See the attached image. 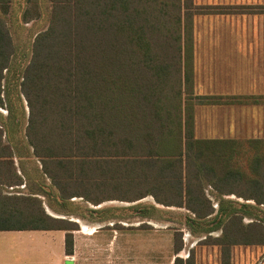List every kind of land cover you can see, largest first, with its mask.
<instances>
[{
    "label": "trees",
    "instance_id": "obj_1",
    "mask_svg": "<svg viewBox=\"0 0 264 264\" xmlns=\"http://www.w3.org/2000/svg\"><path fill=\"white\" fill-rule=\"evenodd\" d=\"M13 1L22 22L33 19L29 4L40 2L0 0V94L14 55L7 22ZM49 2L48 26L34 37L19 87L28 107L26 142L58 200L97 205L151 196L191 212V230L215 211L203 230L219 227L221 235H207L203 243L220 247L222 264H230L231 246L264 244V222H242L252 209L264 211L262 141H248L246 173L232 163L234 151L240 152L236 141L194 137L193 109L182 97L183 84L191 83L192 16L253 8L197 6L192 0ZM11 142L0 125V185L18 186L23 175L14 167ZM205 185L246 202L234 208L221 199L215 208ZM40 187L30 194L0 188V231L63 230L65 253L71 254L77 224L48 214L40 195L49 190ZM173 246L176 254L182 248L176 233ZM173 264L194 262L175 256Z\"/></svg>",
    "mask_w": 264,
    "mask_h": 264
},
{
    "label": "rangeland",
    "instance_id": "obj_2",
    "mask_svg": "<svg viewBox=\"0 0 264 264\" xmlns=\"http://www.w3.org/2000/svg\"><path fill=\"white\" fill-rule=\"evenodd\" d=\"M192 4L199 6V0H192ZM50 8L51 4L49 0L33 2L29 4V13L33 16V19L29 22H22L20 13L16 12L19 11L17 4L13 1L12 5H10V13L7 15V22L14 45V55L10 70L6 72V77L2 81L3 91L0 96L3 100V106L0 107V125L10 131L11 144L13 145L11 147L14 153V167L18 173L23 175V181L18 186L0 185L2 191L6 194L40 193L42 192V187L40 186H45L46 190H49V195L46 197L40 195L45 210L47 207L52 208L53 212L59 213L57 215L62 216L60 218L68 220L74 219L75 221L77 219L71 217V213L76 211L80 212L88 220L98 218L112 219L113 217L123 216L127 227L120 230L125 231L127 238L126 264H173L175 256H179L183 260L192 257L194 264H222L220 247L203 243V239L207 235L211 237L221 235L219 227L209 232L203 230L208 226V221L215 215V211L210 215L209 219H200L199 223L195 224L193 230L186 224V217L193 215L191 212L183 207L158 204L151 196H146L140 199L139 202L108 200L105 202L114 203L115 201H120L123 204L126 203V205L124 208H120V211L113 210L109 212V210H103V212L95 214L89 211L90 206L88 207V204L81 198H71L69 201L58 200L54 189L49 184V180L41 176L39 172L40 164L32 156V148L27 144L25 138L24 131L27 124L28 107L24 95L20 91L19 81L21 71L26 67L30 59L34 37L48 26ZM206 19L203 17L202 19L199 18V15H194L191 18L192 44L191 60L189 62L191 83H187L186 86L183 84L182 97L188 99L187 101L190 102L193 109L194 137L199 139L214 138L236 141L235 149L240 146L238 147L240 152L236 154V151H234L232 163L233 165H241L242 170L249 173L247 165L252 155V150H250L248 141L255 138L260 139L263 143L262 149L264 150V89L251 80L248 81L249 79H245L246 82L239 85L236 89L231 87V69L228 66L221 67L216 65L214 62L216 53L202 51L201 49L205 47L197 43V39H205L210 30V26L205 25L204 21ZM208 19L212 21L213 17H209ZM183 70L184 68H182ZM240 89L252 90L255 95L239 92L238 96H236L237 98L232 101H229L224 96L229 95L230 91L234 94ZM229 102H232V112L228 108L223 112L219 105L224 106L225 104V107H229L227 105ZM6 107L10 108L12 113L8 112ZM234 107H236L235 112L233 110ZM229 114L232 115L230 116L231 119H229ZM15 115L19 117L17 123L12 120L15 118ZM235 116L236 123H234ZM205 186V192L211 198L215 208L218 207L217 202L221 199L225 200V204L233 205L234 208L238 207L239 202H246L234 194L221 196L211 190L208 185ZM251 211H253L252 215L249 213L245 214L246 216L243 215V212H239L242 213V216H245L242 219L244 225L257 219H261L264 222L263 210L252 209ZM83 221L80 220V223H78L81 224L82 232L86 234L93 233L92 228L84 225L85 222ZM102 230L107 235L111 231L107 227ZM54 233L56 232L0 231V236H31L39 239L41 237L57 235ZM175 233L180 237L182 246L177 254L174 252L173 246ZM138 237L141 240H138ZM135 238H137V242ZM131 239H133V242ZM43 240L45 243L48 242L46 239ZM43 240L41 241L43 242ZM46 246L53 255L58 252L56 251L59 247L57 242L47 243ZM84 248H87L86 252L89 249V258L90 256L98 258L96 255H100V253H103L102 251H107V249L110 251L108 253L109 258L111 256L114 258L118 254L116 246L107 245L106 247H102L100 243L94 241L84 244ZM133 248L135 249L132 250ZM48 258L49 254L47 253L46 264H49ZM33 261L34 258L32 256L30 258L27 256L24 263L30 262V264H34ZM109 263L116 264V261L110 260ZM230 264H264V244L231 246Z\"/></svg>",
    "mask_w": 264,
    "mask_h": 264
},
{
    "label": "crops",
    "instance_id": "obj_3",
    "mask_svg": "<svg viewBox=\"0 0 264 264\" xmlns=\"http://www.w3.org/2000/svg\"><path fill=\"white\" fill-rule=\"evenodd\" d=\"M199 6H213L225 9L234 8L233 10L245 7L253 8V11L249 12L235 10L224 13L200 14L199 18H207L204 22L205 25L210 26V30L206 35L207 37L205 39H197V43L205 47L201 49L202 51L216 53L214 61L216 65L221 67L228 66L231 69L230 82L233 89L245 83V79H249L248 81L251 80L260 88L262 86L264 89V0H199ZM209 17H213L212 21L208 19ZM239 92L255 95L252 90L240 89L234 94L230 91L229 95L227 94L224 96L229 101H232L237 98L236 96H238ZM227 105L229 107H225V104L224 106L219 105V107L223 112H225L226 108L232 112V102H229ZM233 110L235 112L236 107H234ZM230 116L232 115L229 114V119H231ZM234 123H236V116L234 118ZM136 202H139V200ZM87 204L88 207L90 206L89 211L95 214L103 212V210H109V212L113 210L120 211V208H124L126 205V203L123 204L120 201H115L114 203H106L104 201L97 205L91 203ZM50 209L52 210V208ZM50 209L47 208V212ZM71 217L77 218L75 221L74 219L70 220L77 224V229L71 232L73 242L71 254L65 253V231L63 230H22L55 231L56 233L54 234L57 235L41 237L39 239L31 236H0V264H30V262L24 263L27 256H29V258L31 256L34 258V264H46L47 253L49 254V264H110V260L116 261V264H126L127 238L125 236V231L120 230L127 227V223H125V218L123 216L113 217L112 219L98 218L88 220L80 212L76 211L71 213ZM79 219L82 221L85 220L83 221L85 222L84 225L88 228H92L93 233H83L81 224H78L80 221H77ZM106 227L112 231H110L109 235L102 230ZM131 227L133 226L131 225ZM43 239H46L48 242L45 243ZM139 239L141 240V238L138 237V240ZM41 240H43V242ZM135 240L136 242L138 241L137 238H135ZM92 241L100 243L102 247H106L107 245L116 246L117 256L114 258L111 256L112 258H109L108 253L110 251L107 249V251H102L103 253H100V255H96L98 258H93L94 256H90L89 258V249L88 252H86L87 248H84V244H89ZM131 241L133 242V239H131ZM55 242L58 243L59 247L58 250H56L58 252L53 255L49 252L50 249L47 248L46 244ZM134 249L135 248L132 250ZM46 251L48 252L46 253Z\"/></svg>",
    "mask_w": 264,
    "mask_h": 264
},
{
    "label": "bare ground",
    "instance_id": "obj_4",
    "mask_svg": "<svg viewBox=\"0 0 264 264\" xmlns=\"http://www.w3.org/2000/svg\"><path fill=\"white\" fill-rule=\"evenodd\" d=\"M49 212V214L51 215V216H53V217H62V216H58V215H55V213L53 214V212L52 211H48ZM47 212V213H48ZM77 221H80V220H77ZM80 223V222H79ZM87 228V227H86Z\"/></svg>",
    "mask_w": 264,
    "mask_h": 264
}]
</instances>
